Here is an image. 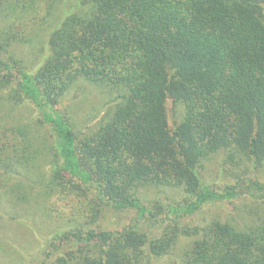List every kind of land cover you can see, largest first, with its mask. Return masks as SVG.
<instances>
[{
  "label": "trees",
  "instance_id": "1",
  "mask_svg": "<svg viewBox=\"0 0 264 264\" xmlns=\"http://www.w3.org/2000/svg\"><path fill=\"white\" fill-rule=\"evenodd\" d=\"M0 264H264V0H0Z\"/></svg>",
  "mask_w": 264,
  "mask_h": 264
},
{
  "label": "rangeland",
  "instance_id": "2",
  "mask_svg": "<svg viewBox=\"0 0 264 264\" xmlns=\"http://www.w3.org/2000/svg\"><path fill=\"white\" fill-rule=\"evenodd\" d=\"M14 53H16V56L19 58H22L26 63H29L35 56L28 55L26 51L22 47H15L12 49ZM32 63V62H31ZM90 93L87 92L86 95L81 96V92L78 90H74L71 92V94L67 97V100L65 101V105H71L75 108H72V110L75 112L73 116L80 122L81 128H85L86 126H91L93 123H95L98 119L99 116H101V103L105 96L101 93L100 90L92 89ZM99 109V111H97ZM15 117L18 118L20 116H26V117H32V116H37L38 112L34 110V108L28 103L27 100H25L24 104L20 105L17 111L14 113ZM93 120L89 121L86 118L93 116ZM216 182H222L224 181V178L218 177L215 179ZM147 195L148 199L151 198H159L160 200L164 201L165 203L167 202L168 198L170 197H180L181 195L179 192L174 193L171 191L167 192H159V191H150ZM58 206L60 210L64 211L67 215H70V212H68V208L64 206L63 203L58 202ZM78 205V204H77ZM219 205V204H218ZM79 206V205H78ZM137 215V210L136 209H129L127 211L123 212H117V211H106L104 213L103 219H102V226L107 227L109 229H120L122 226L127 225L130 223V221ZM19 232V231H18ZM24 233V232H23ZM18 236H22V242H26L27 239L30 237L28 235H22L18 234ZM17 236V237H18ZM11 244L16 247L17 249H20L21 242L19 240H14L11 241ZM23 244V243H22Z\"/></svg>",
  "mask_w": 264,
  "mask_h": 264
}]
</instances>
